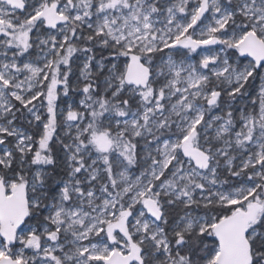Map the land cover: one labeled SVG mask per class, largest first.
<instances>
[{"label": "snow or ice", "instance_id": "snow-or-ice-1", "mask_svg": "<svg viewBox=\"0 0 264 264\" xmlns=\"http://www.w3.org/2000/svg\"><path fill=\"white\" fill-rule=\"evenodd\" d=\"M0 264H264V0H0Z\"/></svg>", "mask_w": 264, "mask_h": 264}]
</instances>
